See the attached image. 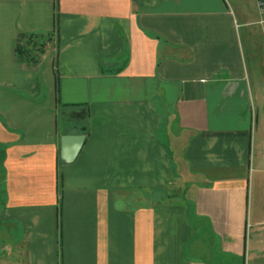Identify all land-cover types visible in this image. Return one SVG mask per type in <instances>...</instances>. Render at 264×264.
<instances>
[{
    "label": "crops",
    "instance_id": "1",
    "mask_svg": "<svg viewBox=\"0 0 264 264\" xmlns=\"http://www.w3.org/2000/svg\"><path fill=\"white\" fill-rule=\"evenodd\" d=\"M260 20L257 0H0V264H264ZM65 135L86 136L71 164Z\"/></svg>",
    "mask_w": 264,
    "mask_h": 264
},
{
    "label": "trees",
    "instance_id": "2",
    "mask_svg": "<svg viewBox=\"0 0 264 264\" xmlns=\"http://www.w3.org/2000/svg\"><path fill=\"white\" fill-rule=\"evenodd\" d=\"M37 37H23L16 47L17 60L21 63H35L45 53V44H38Z\"/></svg>",
    "mask_w": 264,
    "mask_h": 264
},
{
    "label": "water",
    "instance_id": "3",
    "mask_svg": "<svg viewBox=\"0 0 264 264\" xmlns=\"http://www.w3.org/2000/svg\"><path fill=\"white\" fill-rule=\"evenodd\" d=\"M85 139V135H65L62 137L60 157L65 164H71L76 160Z\"/></svg>",
    "mask_w": 264,
    "mask_h": 264
},
{
    "label": "built area",
    "instance_id": "4",
    "mask_svg": "<svg viewBox=\"0 0 264 264\" xmlns=\"http://www.w3.org/2000/svg\"><path fill=\"white\" fill-rule=\"evenodd\" d=\"M257 2H258L259 12L261 15L260 24L263 28V34H264V0H257Z\"/></svg>",
    "mask_w": 264,
    "mask_h": 264
},
{
    "label": "rangeland",
    "instance_id": "5",
    "mask_svg": "<svg viewBox=\"0 0 264 264\" xmlns=\"http://www.w3.org/2000/svg\"><path fill=\"white\" fill-rule=\"evenodd\" d=\"M44 41H45V39H43V38H38L37 39V43L38 44H42V43H44Z\"/></svg>",
    "mask_w": 264,
    "mask_h": 264
}]
</instances>
